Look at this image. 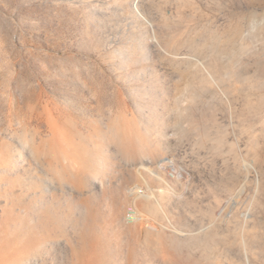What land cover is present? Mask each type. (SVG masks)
<instances>
[{"label":"rangeland","instance_id":"1","mask_svg":"<svg viewBox=\"0 0 264 264\" xmlns=\"http://www.w3.org/2000/svg\"><path fill=\"white\" fill-rule=\"evenodd\" d=\"M0 264H264V0H0Z\"/></svg>","mask_w":264,"mask_h":264},{"label":"bare ground","instance_id":"2","mask_svg":"<svg viewBox=\"0 0 264 264\" xmlns=\"http://www.w3.org/2000/svg\"><path fill=\"white\" fill-rule=\"evenodd\" d=\"M137 5H138V2H137ZM137 10H138V13L141 15V16H143L144 17V14L140 11V9H138L137 8ZM167 164V162H165L164 163V165H166ZM168 165V164H167ZM164 180H165V183L168 185V186H171V187H173V185L169 182V181H167L165 178H164ZM245 186V185H244ZM242 187V186H241ZM240 187V188H241ZM239 188V189H240ZM244 189V188H243ZM168 190V188L166 187V188H161V189H159V193L157 192V191H154L152 188L150 189V191H147L145 188H141V187H135L134 188V191H138L140 194H142V195H144L145 197H147L149 200H150V202H151V204H154L156 207H158V209L159 210H162V211H165V208H164V205H163V203H162V199H161V196L162 195H164L165 193H166V191ZM240 190H242V189H240ZM238 191V190H237ZM245 191H243L241 194H243ZM238 195H240V193L238 194ZM235 196H236V194H235ZM240 196H242V195H240ZM233 197V196H232ZM238 198H239V196H237ZM241 198V197H240ZM233 199H234V197H233ZM232 199V201L233 202H235V200L236 199H234L233 200ZM239 201H240V199H239ZM149 202V201H148ZM232 203V202H231ZM231 205H233V203L231 204ZM235 207V206H234ZM231 208V207H230ZM231 210H232V208H231ZM230 211V210H229ZM229 211H228V214H229ZM139 212H141L142 213V215L144 214L146 217H150L151 218V215H149V213H144V212H142V211H139ZM231 212V211H230ZM140 214V213H139ZM223 214V213H222ZM223 217H225V215L223 216ZM222 217V218H223ZM139 218H140V216H139ZM172 224V223H171ZM174 227V226H173ZM176 227V226H175ZM176 229V228H175ZM178 229V228H177ZM176 229V230H177ZM172 230H174V229H172ZM176 230L174 231V232H176ZM177 232H181L179 229L177 230Z\"/></svg>","mask_w":264,"mask_h":264},{"label":"built area","instance_id":"3","mask_svg":"<svg viewBox=\"0 0 264 264\" xmlns=\"http://www.w3.org/2000/svg\"><path fill=\"white\" fill-rule=\"evenodd\" d=\"M140 210L138 209L136 204H132L128 206L127 211H126V220L128 222H135L139 219L140 216Z\"/></svg>","mask_w":264,"mask_h":264},{"label":"crops","instance_id":"4","mask_svg":"<svg viewBox=\"0 0 264 264\" xmlns=\"http://www.w3.org/2000/svg\"><path fill=\"white\" fill-rule=\"evenodd\" d=\"M162 185H163V186H166L164 183H163ZM157 192L159 193V191H157ZM161 199H162V203H163V205H164L165 211L159 210L158 207H156L155 205H154L153 208L155 209V213H156V214H158V215H159V214L167 215V210H166V209H167V204H166V202H165V200H164L165 198L163 197V195L161 196ZM149 215H151V219H154V220L156 219V216L153 215L152 213L149 212ZM179 233H180V232H179ZM181 233H182V232H181ZM181 233H180V234H181ZM182 234H183V233H182Z\"/></svg>","mask_w":264,"mask_h":264}]
</instances>
